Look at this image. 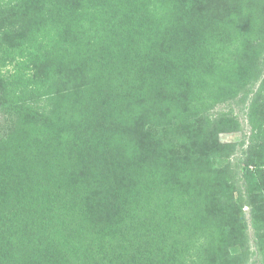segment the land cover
I'll use <instances>...</instances> for the list:
<instances>
[{
  "label": "trees",
  "instance_id": "16d2710c",
  "mask_svg": "<svg viewBox=\"0 0 264 264\" xmlns=\"http://www.w3.org/2000/svg\"><path fill=\"white\" fill-rule=\"evenodd\" d=\"M257 1L0 0L2 107L15 119L0 134V264H216L222 244L246 247L245 206L264 264V68L240 72L255 84L251 135L230 179L208 178L201 145L167 156L155 132L226 78ZM97 149L88 176L80 162ZM217 190L240 216L212 230Z\"/></svg>",
  "mask_w": 264,
  "mask_h": 264
},
{
  "label": "rangeland",
  "instance_id": "374dc122",
  "mask_svg": "<svg viewBox=\"0 0 264 264\" xmlns=\"http://www.w3.org/2000/svg\"><path fill=\"white\" fill-rule=\"evenodd\" d=\"M257 2L260 4L261 10L259 12L256 10L258 16L257 19H254L256 26L254 24V27H252L251 37L238 36L235 40L233 55L227 63H224L227 67V71H225L226 78L214 83L216 86L213 87L210 98H206L203 102L197 98L191 100L190 109L183 108L184 114L180 118L176 117L172 125L168 128L159 125V129L155 130L156 136L160 139L159 144L165 153H168L167 156L187 155L190 151H196V148L200 149V145L201 148L204 147L205 155H210L209 161L207 160L210 168L208 167L206 172L209 175L208 178L211 177L214 182L216 177L230 179V172H233L232 175L235 176V172L242 169L240 166L238 168L240 161L248 154L251 135L248 112L250 99L253 97L251 92L254 88L252 87L255 84L252 81L248 85L246 83L242 84L241 81L238 82V79L240 72L245 70L248 65L254 68L257 67V70L260 66L264 68V0H258ZM188 85L189 83L183 89L187 90ZM258 85L259 83L256 84L255 88ZM2 86L3 80L0 78V134H9L7 127L13 124L12 121H15V119H12L11 115L2 107ZM191 86L193 87V85ZM247 96L248 100H246ZM175 102H182L181 96L177 93L173 97L172 103L176 105ZM100 151V149H97L96 152L92 150L89 157L87 159L82 158V162H80L83 163L84 168L88 167V176L96 175L98 169L102 167L99 160L104 156ZM105 155L110 159L112 157L109 152ZM243 181L242 179L241 184ZM196 186L198 190L202 188V183L198 182ZM233 194L231 192L228 197ZM212 199H214V206H219L209 216L212 230L217 228L218 221L221 222L222 218L240 216L238 207L233 206V204H236L231 202V199H227L219 190L217 192L212 191L211 202ZM242 215L243 223H246V229H243L240 241L244 242L246 245L244 248L249 250V259L243 264H262L261 255L256 246L255 230L252 226L249 206L244 207L243 212H241ZM210 225L206 226L209 227ZM221 246L222 248L225 247V253H222L223 257L216 264H240V261L241 263L244 262L243 257L248 252L240 243L235 247L229 245L226 247L224 244Z\"/></svg>",
  "mask_w": 264,
  "mask_h": 264
}]
</instances>
